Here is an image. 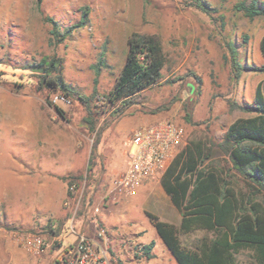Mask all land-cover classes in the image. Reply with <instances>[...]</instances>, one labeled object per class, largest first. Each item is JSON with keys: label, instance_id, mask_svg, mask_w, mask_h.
<instances>
[{"label": "rangeland", "instance_id": "obj_1", "mask_svg": "<svg viewBox=\"0 0 264 264\" xmlns=\"http://www.w3.org/2000/svg\"><path fill=\"white\" fill-rule=\"evenodd\" d=\"M204 1L214 12L207 14L196 8L194 0H41L40 4L37 0H0V264H26V257L39 264L44 259L5 251L6 233L40 236L54 252L58 248L54 237L64 232L72 216L75 205L71 200L65 206L67 199L61 202L66 211L63 218H41L35 209L31 216L28 212L31 206L54 205L57 196L51 181L46 185L49 191L44 192L42 179L22 174L24 161L45 152V137H59L61 155L73 152L82 168L76 175L81 199L75 219L88 204L89 209L101 208L97 222L100 217L116 218V213L123 221L126 200L110 197L109 181L126 169L124 142L134 130L169 121L182 127L186 143L183 147L189 141H212L217 145L234 120L254 115L246 107L254 103L259 83L264 96V72L258 70L264 65L259 48L264 17L250 20L233 8L239 2L248 5L252 0ZM86 7L89 15L85 25L74 28L55 49L50 48L49 25L44 19L56 21L62 33L78 24ZM132 34L159 42L165 60L162 77L130 98L126 106L110 105L106 96L124 66L126 41ZM230 42L236 51L237 66L226 48L225 43ZM52 53L63 59L65 81L89 98L94 133H89L83 124L87 113L78 100L64 98L59 92H37L38 71L34 67L41 57ZM97 133L99 140L89 172L88 160ZM224 159L213 147L204 166ZM71 177L75 176L52 180L67 192ZM87 215L91 217L90 212ZM140 217L141 226L149 224L146 214L141 212ZM104 226L112 235L110 246L119 255L120 264H149L140 248L151 240L157 242L154 259L166 261L163 253L167 249L153 228L138 241L119 235L121 231L116 236L112 227ZM202 235L197 232L181 240L192 246ZM248 259L243 252L237 261L247 264Z\"/></svg>", "mask_w": 264, "mask_h": 264}, {"label": "trees", "instance_id": "obj_2", "mask_svg": "<svg viewBox=\"0 0 264 264\" xmlns=\"http://www.w3.org/2000/svg\"><path fill=\"white\" fill-rule=\"evenodd\" d=\"M194 1V6L203 12H214L206 1ZM37 3L40 4L41 0ZM233 8L250 20L264 17V3L257 0L248 5L239 2ZM88 15L86 7L78 24L62 33L56 21L46 17L49 47L55 49L74 28L84 26ZM126 43L124 66L106 96L110 105L121 103L126 106L130 98L154 86L162 77L165 60L155 38L132 34ZM225 44L233 56V65L237 66L232 43ZM259 48L264 58V36ZM34 69L38 71L37 92H59L64 98L78 100L87 113L83 124L89 133H94L95 120L89 109V98L78 94L65 81L63 59L55 53L43 56ZM258 70L264 72V65ZM94 83H97L96 78ZM48 104L59 116H63L61 110L50 102ZM246 111L254 115L234 120L217 145L212 141H189L160 179L161 187L181 215V223L175 227L151 213L146 212V216L177 264H238L239 254L246 249L255 251L256 264H264V96L260 83L255 90L254 103L247 106ZM98 140L97 133L88 160L89 172L92 171ZM213 147H217L225 159L211 161L204 166ZM72 183L80 186L79 178L71 177L67 186ZM67 199H72L69 191ZM197 232L203 235L192 246L182 242L181 237ZM153 247L154 242H150L140 248L147 260L152 258Z\"/></svg>", "mask_w": 264, "mask_h": 264}, {"label": "crops", "instance_id": "obj_3", "mask_svg": "<svg viewBox=\"0 0 264 264\" xmlns=\"http://www.w3.org/2000/svg\"><path fill=\"white\" fill-rule=\"evenodd\" d=\"M144 121L145 120H142L141 122L144 123ZM44 142H45L44 145L46 146L45 152H42L39 155V157H37L36 159L28 158L26 161H24L26 164H24L23 166L22 174L28 177H36L38 179H42L41 187L44 189V192L45 190L46 192L49 191L48 189H46V185H51L49 183L51 181L54 184L53 187L55 189V192L57 193V196H55L54 198L55 201L54 205L53 203L52 205L46 203L44 205H39L37 207L31 206L28 208V212H30V216H31L32 210L35 209L36 214L40 215L41 218L43 217L48 218V216L51 215L50 217L59 219V218H63L66 215L65 209L63 210L61 208V202L67 199V192L63 190L62 186L59 183L58 184L55 183L54 180L56 178H62L65 176L76 177V175H79L80 172H82V168L78 166L77 156L73 152L72 154H68L65 156L61 155L59 137L57 139L54 135H50L45 137ZM43 148L45 149L44 146ZM161 177H159L155 181L146 182L142 184L133 193L123 197V199L126 200L124 205L125 208L123 209L126 218L123 221L125 222L121 221L120 215L116 213L115 217L118 218V220L116 218H111V217H107V219L104 220L103 218L100 217L97 218L99 224L103 225L102 227L104 228H105L104 225H108L109 227H112L115 230L116 236L119 234L118 232L121 231L119 235H125L127 238L133 240L138 239V241L139 239L144 237L146 233L150 231L151 228L154 229L150 221L149 224L145 223L144 226H141L140 224L141 212L143 214H146V212L151 213L153 215H156L161 221L171 224L175 227H179L181 223V215L179 211L176 209V207L173 205L170 197L165 193V191L161 187L160 185ZM111 196L112 195L110 194V197ZM113 202L114 200L112 201V203ZM113 204H115V202ZM89 212L91 213L88 207L84 208L82 215L79 218H77V220L75 219V225L77 229L79 228L83 230V232L88 237L94 240L95 239L94 225L92 221H90L91 217H88L87 215ZM116 221H118V223ZM106 231L111 239L112 235L109 234V231L107 229ZM154 231L155 234L157 235L155 229ZM13 234L14 233L12 232L6 233L4 236L5 251H10L11 255H13L14 252L18 251L24 253V255H31L38 258L44 257V259L41 260V263L39 264H52L53 261L58 260L60 257L64 255L66 245L68 243L73 242L74 240L73 236L70 235L67 236V234L63 232L62 234L54 237V240L58 242L56 243L58 245V248H56L54 252L49 250L48 246H45L43 252L35 253L30 251L26 247L17 245L13 240ZM157 237L159 238L158 235ZM159 240L161 239L159 238ZM152 241L154 242V247L151 251L152 258L149 260L146 259L149 264H169L171 262L176 263V261L174 260L171 253L166 248L162 240L161 242L167 249V251L163 253V258L166 259V261L163 260L156 261L154 259L155 258L154 249L157 245V242L154 240H151L150 242ZM109 248H110L111 256L117 261L118 264H120L121 260L119 255L111 248L110 245ZM26 264H36V263L32 262L31 259L26 257Z\"/></svg>", "mask_w": 264, "mask_h": 264}, {"label": "built area", "instance_id": "obj_4", "mask_svg": "<svg viewBox=\"0 0 264 264\" xmlns=\"http://www.w3.org/2000/svg\"><path fill=\"white\" fill-rule=\"evenodd\" d=\"M185 144L182 127L173 122L164 121L134 130L131 137L124 142L128 166L124 172L110 179L109 195L123 198L142 184L157 180ZM68 191L72 199H67L64 205L68 206L72 200L75 207L73 206L72 216L67 219L68 225L66 224L64 232L67 236H73L74 240L66 245L64 255L54 264H118L110 254V237L106 229L99 226L95 219L101 208L99 206L90 208L92 217L90 221L95 231L93 240L75 225L76 209L81 199L78 185L72 183ZM13 240L17 245L35 253L43 252L46 246L40 236L31 234H13Z\"/></svg>", "mask_w": 264, "mask_h": 264}, {"label": "clouds", "instance_id": "obj_5", "mask_svg": "<svg viewBox=\"0 0 264 264\" xmlns=\"http://www.w3.org/2000/svg\"><path fill=\"white\" fill-rule=\"evenodd\" d=\"M245 252L247 253L248 256V260H247V264H255V251L253 249H246Z\"/></svg>", "mask_w": 264, "mask_h": 264}]
</instances>
